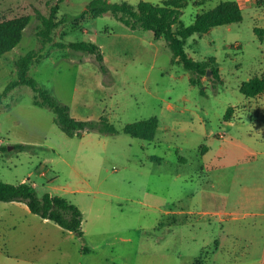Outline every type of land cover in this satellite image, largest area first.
<instances>
[{"label":"rangeland","instance_id":"1","mask_svg":"<svg viewBox=\"0 0 264 264\" xmlns=\"http://www.w3.org/2000/svg\"><path fill=\"white\" fill-rule=\"evenodd\" d=\"M91 1L59 3L52 41L43 43L40 15L49 16L57 0H0V22L31 18L20 43L0 55V147H7L0 148V181L26 179L39 195L64 196L84 213V235L78 236L25 203L0 201V264H264L261 248L244 259L241 253L217 257L222 224L203 214L222 202L214 200V185L243 172L225 167L237 162L239 146L249 140L247 109L261 107L254 122L264 124V93L249 98L240 91L244 81L264 77V0H236L241 22L187 40L191 57H215L220 67L222 81L211 73L203 85L192 84L191 73L172 63L171 49L153 32L133 31L112 13L71 19ZM174 1L182 3L180 21L190 25L227 0ZM80 41L101 47L108 74L93 54L58 45ZM28 53L35 55L28 75L70 105L74 117L105 115L120 133L68 137L55 113L34 103L40 98L31 87L5 94L18 78L17 61ZM151 117L159 120L153 140L123 131ZM17 144L33 145L35 152Z\"/></svg>","mask_w":264,"mask_h":264},{"label":"trees","instance_id":"2","mask_svg":"<svg viewBox=\"0 0 264 264\" xmlns=\"http://www.w3.org/2000/svg\"><path fill=\"white\" fill-rule=\"evenodd\" d=\"M64 0H57L51 8L49 16L40 15L43 22V29L39 36L43 43L52 41V31L57 27V13L59 3ZM182 3L170 0L161 4H154L147 0H141L137 5L126 1L110 2L109 0H93L86 9L78 15L71 16L77 21L91 14L93 17L102 16L105 13H112L120 17V21L131 30H144L154 33L156 39H164L172 51L173 64H182L185 70L191 73L190 81L194 85H203L202 77L208 75L209 70L213 74L214 82H221L222 76L220 67L215 57H209L203 61L196 60L186 51V42L194 35H203L212 28L239 23L243 20V9L236 0L221 2L214 9L200 13L190 25L180 21L182 14ZM121 15V16H120ZM30 16H21L11 20L0 22V55L12 51L21 41L22 34L30 23ZM58 45L69 47L74 51L88 52L93 54L104 74L110 72L106 64L105 56L101 47L91 41L73 42L70 44ZM34 53H28L17 61L18 78L11 81L5 94L11 90L26 85L31 87L40 99L34 103L39 107H48L55 113V123L68 137H81L84 132H98L101 134H119L120 130L110 119L102 115L98 119H78L71 113V106L58 101L48 89L44 88L33 77L28 75L29 67ZM242 94L249 98H255L264 93V77L255 76L244 81L240 87ZM2 96L0 95V103ZM229 120V111L224 116ZM159 126L156 117L136 121L125 125L123 131L135 138L153 140ZM15 149L35 152L36 147L29 144H17ZM7 150V147H0ZM0 201L25 203L33 214L44 219L51 220L64 230L83 236L84 213L68 198L51 193L38 194L36 187L30 182L11 184L0 181Z\"/></svg>","mask_w":264,"mask_h":264},{"label":"crops","instance_id":"3","mask_svg":"<svg viewBox=\"0 0 264 264\" xmlns=\"http://www.w3.org/2000/svg\"><path fill=\"white\" fill-rule=\"evenodd\" d=\"M261 113L259 106L247 109L245 116L251 123L249 140L239 146L243 152L236 158L237 162L226 163L225 168H242V174H226L227 182L216 183L214 200L218 198L222 202L203 211L222 224L216 255L226 260L237 258V253L243 259L248 258L261 248L264 263V124L257 126L254 122ZM255 131L259 134H252ZM220 176L217 174V178ZM20 204L23 203L17 202V206Z\"/></svg>","mask_w":264,"mask_h":264},{"label":"water","instance_id":"4","mask_svg":"<svg viewBox=\"0 0 264 264\" xmlns=\"http://www.w3.org/2000/svg\"><path fill=\"white\" fill-rule=\"evenodd\" d=\"M211 73H212L211 70H209L208 75L211 74ZM9 149H10V148H9Z\"/></svg>","mask_w":264,"mask_h":264},{"label":"built area","instance_id":"5","mask_svg":"<svg viewBox=\"0 0 264 264\" xmlns=\"http://www.w3.org/2000/svg\"><path fill=\"white\" fill-rule=\"evenodd\" d=\"M25 182H27V181H25ZM31 184H33V182H30ZM34 185V184H33Z\"/></svg>","mask_w":264,"mask_h":264}]
</instances>
